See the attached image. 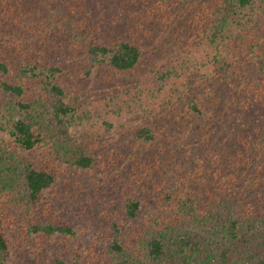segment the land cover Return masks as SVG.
I'll use <instances>...</instances> for the list:
<instances>
[{
  "label": "trees",
  "instance_id": "16d2710c",
  "mask_svg": "<svg viewBox=\"0 0 264 264\" xmlns=\"http://www.w3.org/2000/svg\"><path fill=\"white\" fill-rule=\"evenodd\" d=\"M153 24L194 35L204 49L198 77L160 105L168 126L192 124L183 125L188 137L162 142L161 162L156 148L128 158L121 169L135 183L115 194L97 248L86 261L74 252L53 264H264V0H0V201L19 212L25 234L74 237L43 193L61 166L86 172L95 187L108 182L110 167L97 169L87 146L91 132L78 142L70 129L79 115L89 119L100 81L120 88L119 76L141 68L139 46L148 48ZM42 52L52 58H38ZM134 83L130 100L150 107L154 94ZM156 127L133 130L141 147L156 145ZM211 144L230 154L227 162L217 154L212 184L184 180L181 190L157 178L156 165L182 156L189 164ZM45 147L44 160L34 159ZM6 228L0 218V264H8Z\"/></svg>",
  "mask_w": 264,
  "mask_h": 264
},
{
  "label": "rangeland",
  "instance_id": "374dc122",
  "mask_svg": "<svg viewBox=\"0 0 264 264\" xmlns=\"http://www.w3.org/2000/svg\"><path fill=\"white\" fill-rule=\"evenodd\" d=\"M155 25L153 24L151 28H154ZM160 26L157 24L154 29L150 28L154 35L150 41H146L148 48L144 47V49L139 46L143 55L140 60L141 68L138 71L130 72L123 81H120L122 76H119L117 84L122 85L120 88L116 84L111 86V83H106L105 80L100 81L101 84L97 85V93H93L96 94L97 101L94 102L95 104L87 103L86 107L89 109L82 108V110L88 111H84V113L89 114V117L87 116L89 119L79 115L80 118L70 129L71 136H75L78 142L83 140L86 134L83 132L84 130L91 132V140L88 139L87 146H91L95 155L102 158L100 160L97 157L99 163L97 169L107 170V166L110 167L109 173L106 171L108 182L105 183V177L101 178V183L97 185L99 187H95L93 183L91 184L86 172L65 173V168L61 166L53 169L56 181L49 190L43 193L42 202L49 209L52 206L53 211L63 217L64 221L72 227L74 237L70 238L64 235L47 239L25 234L22 231L20 222L22 217L19 212L10 210L0 201V218L7 224L4 234L9 246L8 264H53L56 259L72 260L74 252H78L81 259L86 261L90 257L92 249L95 246L97 248L102 239L99 232L106 222L105 217L109 216L110 210L114 211V208L118 207L115 194H122L121 190L126 187L130 188L135 183L131 181L135 174L125 176L121 169L122 165H128V158L138 159V156H142L141 154H147V151H152L155 148L156 152L153 153V158H157L161 162L163 153L167 150L162 142L188 137L187 132L192 124L188 120L184 122L183 125H188V129H185L183 125L181 128L168 126L166 122L159 120L164 114L160 105L167 99H173L182 89L181 84L186 82L189 77H198L196 67L205 56L204 49L200 46L197 47L200 40H197L198 38L194 35L189 38L184 33L186 35L182 38L176 31L166 30ZM37 54L40 59L49 61L52 58L44 52ZM74 62V57H72L71 63L74 64L71 67L72 70L73 67L77 69ZM144 66L147 69H144ZM132 81L136 82L139 91L145 93L147 98L154 94L155 101L149 99L150 107L147 104L139 105V107L134 106L133 100H130L135 94L133 87L135 83L131 85ZM122 89L124 92L128 90L126 94H119ZM116 96L118 98H115ZM128 103L132 107H128ZM93 106L97 107V111H94ZM128 108H133V113L127 111ZM152 118H155L157 123H152ZM145 125L157 126L156 130H159L156 134V145L151 148L141 147L143 144L136 141L134 137L133 130H139ZM198 137L200 138L199 135ZM210 146L208 151H204L207 157H203V147H200L198 151L195 150L194 158L189 164L185 163L182 156V164L171 160V163L162 165L163 170L157 169L158 165H156V171L159 174L157 178L167 182V185L171 183L181 190L183 188L181 183L184 180H190L193 183L199 182L200 186L204 184L202 182L212 184V174L221 169L218 166L217 154L221 155L224 148L219 147L220 149L217 151L211 152L215 146L214 144ZM47 150V147L43 150H34L32 152L34 159L43 161ZM221 158L226 159L227 162L230 154L221 155ZM159 162L152 161L151 163L155 165ZM132 164V166L135 165V163ZM145 165L149 166L150 162L143 166ZM89 180L91 185H89ZM126 191L130 192V190ZM87 264L89 263L87 262Z\"/></svg>",
  "mask_w": 264,
  "mask_h": 264
}]
</instances>
